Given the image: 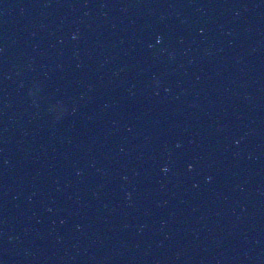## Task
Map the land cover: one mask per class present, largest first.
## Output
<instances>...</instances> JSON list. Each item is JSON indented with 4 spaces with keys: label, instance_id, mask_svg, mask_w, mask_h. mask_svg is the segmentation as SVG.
Returning a JSON list of instances; mask_svg holds the SVG:
<instances>
[{
    "label": "clouds",
    "instance_id": "clouds-1",
    "mask_svg": "<svg viewBox=\"0 0 264 264\" xmlns=\"http://www.w3.org/2000/svg\"><path fill=\"white\" fill-rule=\"evenodd\" d=\"M189 168L191 169L192 168V165H189ZM167 170V168H165V171Z\"/></svg>",
    "mask_w": 264,
    "mask_h": 264
},
{
    "label": "snow or ice",
    "instance_id": "snow-or-ice-1",
    "mask_svg": "<svg viewBox=\"0 0 264 264\" xmlns=\"http://www.w3.org/2000/svg\"><path fill=\"white\" fill-rule=\"evenodd\" d=\"M0 264H2V262H0Z\"/></svg>",
    "mask_w": 264,
    "mask_h": 264
}]
</instances>
